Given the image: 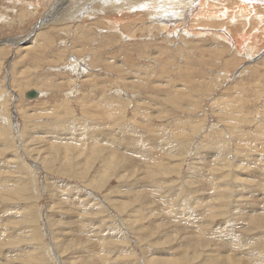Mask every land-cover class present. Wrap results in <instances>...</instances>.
Returning a JSON list of instances; mask_svg holds the SVG:
<instances>
[{
    "label": "rangeland",
    "instance_id": "obj_1",
    "mask_svg": "<svg viewBox=\"0 0 264 264\" xmlns=\"http://www.w3.org/2000/svg\"><path fill=\"white\" fill-rule=\"evenodd\" d=\"M166 1L0 0V264H264V0Z\"/></svg>",
    "mask_w": 264,
    "mask_h": 264
},
{
    "label": "bare ground",
    "instance_id": "obj_2",
    "mask_svg": "<svg viewBox=\"0 0 264 264\" xmlns=\"http://www.w3.org/2000/svg\"><path fill=\"white\" fill-rule=\"evenodd\" d=\"M166 1V0H165ZM185 1V2H184ZM263 1V0H262ZM173 0H168L166 2H161V4H157V8L161 9L162 11L160 13H157V15L160 17V19H163V20H160V22H167L170 24V22H177L179 20H183V19H186V17L188 16L189 12L192 11H180L179 12V7L183 4V3H186L188 6H185L186 8H189L191 6H194V4H191L190 2H188L187 0H183L182 3L180 4H176V2L174 4H172ZM264 2V1H263ZM158 3V2H157ZM207 3V2H206ZM167 4V5H166ZM184 7V6H183ZM192 8V7H191ZM185 9V8H184ZM184 14V18L183 15ZM158 17V18H159ZM190 17V16H189ZM53 19V18H52ZM51 22V21H50ZM169 27V25H168ZM167 28V27H166ZM191 30V29H190ZM39 96V95H38ZM26 98H27V94H26ZM38 98V97H37ZM36 98V99H37ZM28 99V98H27ZM35 99V100H36ZM30 100V99H29ZM118 206V205H117Z\"/></svg>",
    "mask_w": 264,
    "mask_h": 264
},
{
    "label": "water",
    "instance_id": "obj_3",
    "mask_svg": "<svg viewBox=\"0 0 264 264\" xmlns=\"http://www.w3.org/2000/svg\"><path fill=\"white\" fill-rule=\"evenodd\" d=\"M39 93L36 90H31L27 93V98L30 100H35L38 97Z\"/></svg>",
    "mask_w": 264,
    "mask_h": 264
}]
</instances>
